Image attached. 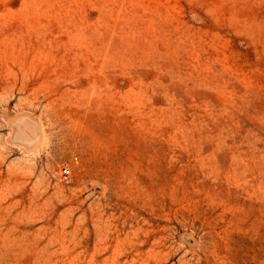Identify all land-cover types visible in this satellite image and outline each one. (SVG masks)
Here are the masks:
<instances>
[{
  "label": "rangeland",
  "instance_id": "1",
  "mask_svg": "<svg viewBox=\"0 0 264 264\" xmlns=\"http://www.w3.org/2000/svg\"><path fill=\"white\" fill-rule=\"evenodd\" d=\"M0 264H264V0H0Z\"/></svg>",
  "mask_w": 264,
  "mask_h": 264
},
{
  "label": "built area",
  "instance_id": "2",
  "mask_svg": "<svg viewBox=\"0 0 264 264\" xmlns=\"http://www.w3.org/2000/svg\"><path fill=\"white\" fill-rule=\"evenodd\" d=\"M62 174H63L65 177H68L69 174H70V170H69V168H64V169L62 170Z\"/></svg>",
  "mask_w": 264,
  "mask_h": 264
}]
</instances>
